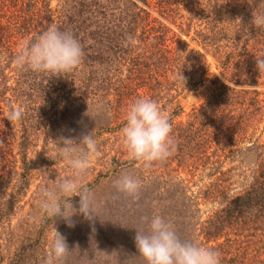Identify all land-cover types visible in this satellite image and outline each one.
<instances>
[{"label":"trees","instance_id":"trees-1","mask_svg":"<svg viewBox=\"0 0 264 264\" xmlns=\"http://www.w3.org/2000/svg\"><path fill=\"white\" fill-rule=\"evenodd\" d=\"M178 1L180 0H156L158 17L151 14L149 0H62L57 8H53L49 0H0V56L3 57L0 64L5 60V64L0 65V100H4V93L11 89L13 100L23 107V118L18 121L21 130L18 156L11 153L7 157L3 153L2 140L9 120L5 116L0 117V166L3 169L0 172V264H43L49 251L51 231L56 228L66 238L69 247L86 238L82 236L84 231L81 236H77L74 228L69 229L71 227L63 219L55 221L40 211L38 190L41 186L54 184L52 176L55 169L50 168L48 175L36 185L31 195L26 200L23 199L31 185L32 171L40 167L47 170L46 166L56 163L57 156H49L45 148L35 149L29 155L30 140L40 129L49 122L51 128L47 132H51L55 142L61 136L78 141L81 133L93 130L97 137L102 132L111 130V118L121 117L122 112L124 113L122 109L128 108L136 98H157L162 89L169 94L177 81L182 85L190 83L192 86L202 83L203 78L194 79L191 75H183V72L186 73L183 68L186 60H189V65L194 70L203 67L201 54L191 51L190 58L193 56L195 60H190L181 51V43L170 47L167 42L170 27L164 20L173 21L179 13ZM196 1L187 0L191 6L190 13ZM259 3L260 0H206V4L200 9V16L207 26L196 30L201 43L213 44L216 50L220 49L221 40L243 42L240 50L236 49L232 54L226 53L227 59L222 61L224 67H235L229 80L252 86L250 89H241L243 95L240 103H244L248 93H252L249 104L258 103L257 97L261 91L257 86L264 84V73L256 68V57H264V28H256L251 23L253 11H264V8L257 7ZM52 24L61 30L72 32L80 41L84 49L81 65L71 73H64L59 77L29 69L18 70L13 66L14 84L8 86L4 68L12 63L19 44L25 39L38 36ZM129 35L137 43L135 46L125 47L124 42ZM249 47L252 48V53L250 58H246ZM251 66H254L253 69L248 68ZM211 84L207 87L208 100L199 107L202 109L192 107L193 119L186 128L183 127L184 132L192 129L195 121L208 119L214 108H222L228 95L237 94L235 87L221 82L218 77L211 79ZM12 97L6 100L10 111L14 108ZM166 100V103L170 102V108H182L173 98ZM177 112L175 109L171 114H178ZM66 127L68 133L65 132ZM247 149H253L255 155L256 167L251 180L243 191L233 196L220 209V213L208 219V224L204 226L207 235L216 232L224 220L235 216L264 223V143L256 142L247 146ZM133 161L130 159L117 165ZM125 166L129 164L121 166L117 171L124 170ZM144 170L142 165L139 171L130 172L142 180L138 201H132L122 193L111 196L105 194V191L94 193L99 217L96 218V231H91L90 236L96 241V256L110 254L118 248L125 250V243H130L131 248L136 247L131 233L142 226L141 217L144 213L141 214L137 206L142 209L145 205L155 203L158 210L154 214L174 218L170 221L174 228L181 224L183 230L179 232L180 235H187L186 229L192 225L188 214L190 210L184 204L185 201H182L178 184L172 183L174 192L168 195L167 189L159 185L158 177L144 176ZM101 176L108 175L100 174ZM11 181L13 190L7 195L6 187ZM99 182L98 176L94 182L85 183L91 188ZM79 199L78 196L72 198L76 208L79 207ZM25 203L29 204L26 215L17 222L16 227H11V218ZM72 219L79 223L85 222L82 215ZM4 224L10 228L6 233L11 248H5L1 241ZM85 231L88 234L86 229ZM81 256H74V261H67L66 264H85Z\"/></svg>","mask_w":264,"mask_h":264},{"label":"rangeland","instance_id":"rangeland-1","mask_svg":"<svg viewBox=\"0 0 264 264\" xmlns=\"http://www.w3.org/2000/svg\"><path fill=\"white\" fill-rule=\"evenodd\" d=\"M149 1L151 14L160 17L157 11L156 0ZM49 2L53 8H57L62 4V0H49ZM178 2L180 10L175 15L173 21L164 20L170 27L167 35L170 38L167 39V42L170 47L181 43V51L187 58H190L191 51L201 54L203 59L202 68L194 70L189 65V60H186L183 67L186 73L183 72L184 69H182V72L184 76L186 74V76L191 75L194 79L203 78V81L195 86H192L190 83L182 85L177 81L175 82L176 85L172 86L175 88L170 90L169 94H166L164 92L165 89H162V91H159V96L153 98L160 104L165 114L170 116L173 125V137L177 147L174 154L167 160L156 162L151 167L145 168L143 175L150 176L149 178L153 176L158 177V180H160L159 185L161 184L160 186H164L163 189H167L168 195L174 192L171 186L172 183L178 184L177 187L182 192V201H185L184 204L190 210L188 212L189 221L192 223L186 229L187 235L183 237L179 233L183 230L182 225L179 224L175 228L181 239H195L204 246L218 250L221 253V264H264V223H261V221L251 222L247 221L244 217L235 216L224 220L221 223V227L209 235L205 233L204 228L208 224V219L220 213V209L233 196L243 191L251 180V175L256 167L255 155L254 150L247 149V146H252L256 142L258 144L264 143V84L257 86V89L261 91L257 97L258 103L249 104V96L252 93H248L244 103H240L243 95L241 89H250L252 86L237 84L229 80L231 71L235 70V67L234 65L224 67L222 61L227 59L226 53L232 54L236 49L240 50L243 42L239 40V42L235 41V43H231L230 41L221 40L219 43L223 46L221 45L219 50H216L213 44L201 43L200 38L196 35V30L200 28L205 29V26H207L200 16V9L206 4V0L194 2L195 6L192 13L189 12L191 6L187 3V0H180ZM195 12L197 13L195 14ZM192 14H195V16L192 17ZM251 53L252 48L249 47V52L245 57L250 58ZM261 53L262 51L259 54ZM2 58L0 56V60ZM190 60L195 59L192 56ZM4 61L0 65L3 66L5 64ZM13 66L12 62L4 68V76L7 79L8 86L14 84ZM253 67L248 68L253 69ZM214 77H218L221 82H224L228 86L235 87L237 94L232 93L228 95L227 102L222 105V108H214L208 119L195 121L193 128L184 132L182 130L183 127L186 128L188 122H191L193 119L192 107H198L195 109L201 110L202 108H199L200 105L206 103L208 100L209 91L207 87L212 85L211 79ZM11 93V89H8L4 93L5 99L0 100V117L2 118L4 116L7 117L10 112L6 100L8 97H12ZM169 97L178 102L182 108H170V102L166 103V98ZM18 103V101L13 100V107L23 109L22 106H18ZM165 103L166 106L164 107ZM175 109L178 110V114H171ZM126 110L127 108L122 109L124 113L122 112L123 115L121 117L111 118V130L102 132L99 136L95 137L98 141L100 154L93 159L92 166L85 180V182H94L99 176L100 182L93 184L89 188L92 193L105 191V194H109V196L119 194L113 187V181L119 177L120 172L130 173L141 169L142 164L137 161L117 165V163L130 160L122 144L120 135L121 129L126 123L124 118ZM3 125L5 126V122ZM7 126L6 129H8L2 140V149H4V152H2L7 157L11 156V153H15V156H18V142L21 140L20 125L18 122L13 124L9 120V125ZM50 128L51 126L48 122L44 128L37 132L36 136L30 140L31 144L28 147V151L29 155H31L33 150L45 148L49 156H57L55 159L56 163L46 166L47 170L40 167L32 171L30 175L31 185L27 195L23 198L24 200L31 195L32 190L36 189V185L48 175L50 168L55 169L52 176L55 181L58 178H70L72 175L73 170L57 155L58 144L53 139V135L50 134L51 132H47L48 129L50 131ZM65 132L68 133V128ZM3 164L5 163L3 162ZM125 164H129V166H125L124 170L118 172L117 170ZM2 171L3 169L0 166V172ZM56 173L57 175L55 176ZM100 174H107L108 176L100 177ZM165 180L167 183H164ZM140 181L142 182V180ZM12 190L13 181L7 184V195ZM177 203L180 206V202L177 201ZM27 209H29V204L25 203L23 208L17 210L16 214L11 218V227H16L17 222L26 215ZM137 209L141 210V214L144 212L143 215L151 216L157 212L158 205L155 206V203H151V206L145 205V208L143 207L142 209L137 206ZM166 218L169 221L174 220L170 216H166ZM74 222L75 227L69 229L74 228L77 236H81L83 234L82 231H84L85 233L82 236L86 238L83 242L79 243L80 245L77 244L79 246L77 248V245H70V248L76 249L72 252L73 256H69L70 258L67 261L73 262L74 256L82 255L81 258L85 264H146L144 259L139 256L137 248L135 246L131 248L130 243L124 244L125 250L118 248L110 254L96 256L94 254L95 250H97L95 248L96 241L93 236H90L91 231H93V225L87 220L85 222L80 221V223ZM97 222L95 219V231ZM9 229V226L4 224L1 241L5 248H11V243H8L6 233ZM85 229L88 231V234ZM55 230L51 231V239ZM68 234L71 236L70 233ZM131 234L132 237H135L136 230ZM78 252L79 254H74Z\"/></svg>","mask_w":264,"mask_h":264},{"label":"clouds","instance_id":"clouds-1","mask_svg":"<svg viewBox=\"0 0 264 264\" xmlns=\"http://www.w3.org/2000/svg\"><path fill=\"white\" fill-rule=\"evenodd\" d=\"M257 7L264 8V0H260ZM251 23L256 28H264V11H253ZM136 43L130 35L124 42L125 47L135 46ZM83 58L84 49L76 36L52 24L38 36L22 41L12 62L18 70L29 69L59 77L77 69ZM256 68L264 73V57H256ZM6 118L14 124L23 118V111L14 108ZM124 118L126 123L120 135L131 160L148 168L174 154L177 145L170 116L155 99L146 96L136 98L129 104ZM57 142V155L73 171L70 178L58 179L52 186L39 188L40 211L55 221L63 219L69 227H75L74 216L82 215L93 225L94 232L95 219L99 215L94 193L85 180L93 159L100 154L95 132L81 133L78 141L61 136ZM113 187L117 193L126 195L132 201L140 199L142 183L128 172L121 173L113 181ZM76 196L80 198L78 208L72 203V198ZM141 225L135 228L134 241L139 256L146 264H221L218 250L195 239H181L173 224L160 214L142 216ZM75 249L70 248L66 238L55 230L43 264H66Z\"/></svg>","mask_w":264,"mask_h":264}]
</instances>
